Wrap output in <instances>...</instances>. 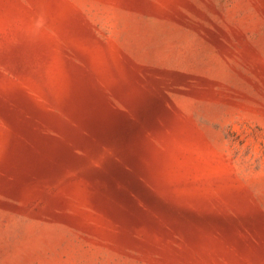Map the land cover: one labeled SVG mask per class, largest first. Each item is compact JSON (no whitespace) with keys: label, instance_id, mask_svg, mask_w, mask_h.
Listing matches in <instances>:
<instances>
[{"label":"rangeland","instance_id":"rangeland-1","mask_svg":"<svg viewBox=\"0 0 264 264\" xmlns=\"http://www.w3.org/2000/svg\"><path fill=\"white\" fill-rule=\"evenodd\" d=\"M0 264H264V0H0Z\"/></svg>","mask_w":264,"mask_h":264}]
</instances>
